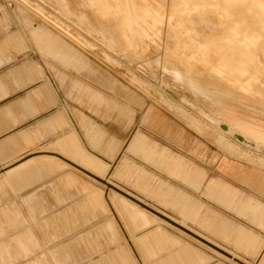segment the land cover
<instances>
[{"label":"rangeland","instance_id":"rangeland-1","mask_svg":"<svg viewBox=\"0 0 264 264\" xmlns=\"http://www.w3.org/2000/svg\"><path fill=\"white\" fill-rule=\"evenodd\" d=\"M10 1L23 10L21 14L30 15L29 20L43 22L42 28L65 48H72L78 63L80 58L86 61L79 69L66 66L42 54L33 42L63 97L76 102L78 110L95 123L105 121L106 128L119 125L125 129L123 143L109 158L107 147L112 150V139L103 134L95 144L79 124L85 143L79 138L82 147L96 157L107 156L110 166L99 174L77 161L78 173L110 176V183L103 187L121 191L148 210L155 221L213 254L239 257L242 264H261L264 228L249 214L238 213L208 195L204 185L209 177L218 178L264 203V147L258 150L225 132L252 160L232 155L218 144L219 132L214 126L219 125L211 120H224L235 127L240 118L256 126L251 129L264 132V0H117V13L115 0H107L111 6L107 17L100 14L99 3L92 0H67L72 11L69 13L62 11L58 0ZM78 12L88 17L89 27L92 25L114 42L113 48L96 31L87 32L85 25L77 26ZM55 22H63L71 33H79L86 44L73 41L57 29ZM121 27H125V36L120 34ZM173 71L179 72V79L172 76ZM73 79L91 87L94 100L83 89L69 95ZM169 103L205 121L204 129H197ZM149 107L152 115L144 123ZM136 131L142 132L141 143L137 140L132 147L141 154L128 149ZM165 147L184 164L205 173L199 188L174 175L173 159ZM117 169L122 178L116 174ZM252 205L261 206L257 200ZM222 225L250 229L259 236V249L245 251L238 247L223 236V232L233 233V229L225 230Z\"/></svg>","mask_w":264,"mask_h":264},{"label":"crops","instance_id":"crops-1","mask_svg":"<svg viewBox=\"0 0 264 264\" xmlns=\"http://www.w3.org/2000/svg\"><path fill=\"white\" fill-rule=\"evenodd\" d=\"M92 1L99 3L102 16L110 15L107 0ZM58 4L72 12L67 0H58ZM22 11L14 2L0 0V264H242L239 257L213 254L155 221L148 210L121 191L106 189L103 184L110 183V176L78 173L80 161L104 174L109 158L123 143L125 129L119 125L106 128L105 121L95 123L78 110L76 102L63 97L33 42L42 54L66 66L79 69L86 61L80 58L78 63L72 48H65L42 28L43 22L33 16L29 20L31 16ZM75 17L88 25L84 13ZM120 34L125 36V27ZM67 36L78 43L74 36ZM80 89L93 99L92 88L78 79L71 81L69 95ZM150 115L151 107L142 121L146 123ZM79 124L95 144L103 134L112 139V150L107 147L109 158L96 157L82 147ZM141 134L136 131L130 138V151L141 154L132 147L137 140L141 143ZM165 148L173 159L174 175L199 188L205 173L186 162L185 166ZM204 186L208 195L238 213L249 214L264 228L262 201L218 178L209 177ZM254 200L261 206L253 207ZM233 226H223L233 229L223 236L243 250L257 251L264 242L250 229Z\"/></svg>","mask_w":264,"mask_h":264},{"label":"bare ground","instance_id":"bare-ground-1","mask_svg":"<svg viewBox=\"0 0 264 264\" xmlns=\"http://www.w3.org/2000/svg\"><path fill=\"white\" fill-rule=\"evenodd\" d=\"M100 2V1H99ZM101 2H102V0H101ZM253 3V2H252ZM251 3V4H252ZM35 4V3H34ZM102 5H103V3H102ZM248 5H250V4H248ZM32 6H34V5H32ZM60 6V5H59ZM104 6H106V5H104ZM35 7V6H34ZM54 7V6H53ZM61 7V6H60ZM107 7V6H106ZM28 8V7H27ZM111 8V7H110ZM117 8V7H116ZM62 9V8H61ZM107 9V8H106ZM31 10V9H30ZM41 11H42V9H40ZM102 10V9H101ZM108 10V9H107ZM32 11V10H31ZM59 11V10H58ZM62 11H64V12H67V11H65V10H63L62 9ZM103 11V10H102ZM33 12H35V11H33ZM56 12V11H55ZM117 12V11H116ZM37 13H40V12H37ZM68 13V12H67ZM103 14H104V11L102 12ZM105 13H107V12H105ZM35 14V13H34ZM44 14H46V13H44ZM100 14H101V12H100ZM103 14H101V15H103ZM108 14V13H107ZM49 15V14H48ZM60 14H58V16H59ZM43 16V15H42ZM50 16V15H49ZM53 17V16H52ZM60 17V16H59ZM63 17V16H62ZM107 17V16H106ZM49 18H51V17H49ZM65 18V17H64ZM67 18V17H66ZM65 18V19H66ZM47 19V18H46ZM55 19V18H54ZM53 19V20H54ZM49 20L47 19V21L46 22H48ZM76 23H77V26L79 27V28H83V26L85 25V30L87 31V32H90L91 30L92 31H96L97 33H99L100 35H101V37H102V39L105 41V44L106 45H108L110 48H113V45H114V42L112 41V40H109V39H106L105 37H104V35L102 34V32H100L99 30H97V29H95L94 27H89L88 25H86V24H84L80 19H78V18H76ZM50 22V21H49ZM58 22H59V20H58ZM58 22H55V25H56V27H57V29H59V31H61L62 33H64L65 35H70V36H74L75 38H74V40H76L78 43H81V44H86V41L85 40H83L82 38H81V35H79V33H77V35H76V33H74L75 35H73L69 30L70 29H68L69 27H65V25L63 24V22L62 23H58ZM53 24V23H52ZM83 31V30H82ZM87 34V33H86ZM124 36V35H123ZM192 43L194 44V45H196V43L194 42V41H192ZM102 44V43H101ZM85 46V45H84ZM199 46H201L200 44H199ZM115 51V50H114ZM116 54H118L117 52H115ZM114 53V54H115ZM124 53H126V52H124ZM118 57H120V56H118ZM121 59H123V57H120ZM119 59V58H118ZM124 60V59H123ZM160 63V62H159ZM177 71V70H176ZM129 73V72H128ZM179 73V72H178ZM178 73L177 72H171V74H172V76L173 77H175L176 79H179V75H178ZM129 75H130V73H129ZM133 76V75H132ZM130 78H131V76H129ZM190 78V77H189ZM249 77H245V79H248ZM133 80H134V78H132ZM138 79H139V77H138ZM187 79V78H186ZM193 79V78H192ZM190 81V80H189ZM177 82V81H176ZM192 82V81H191ZM188 83V82H187ZM195 83V82H194ZM189 84V83H188ZM187 84V85H188ZM193 84V83H192ZM200 84V83H199ZM140 85V84H139ZM141 85H142V83H141ZM186 85V84H185ZM144 86V85H143ZM190 86H191V84H190ZM192 86H194V85H192ZM142 87V86H141ZM166 87V86H165ZM195 87H197L196 85H195ZM149 88V87H148ZM196 90V89H195ZM248 90V89H247ZM249 92V91H248ZM250 92H251V90H250ZM162 97V96H161ZM162 99H163V97H162ZM169 100V99H168ZM167 100V102H169ZM162 101V100H161ZM195 102V101H194ZM178 103V102H177ZM170 104V103H169ZM180 104V103H179ZM197 104V103H196ZM171 105V104H170ZM171 108L172 109H175V111H177L179 114H181L183 117H186V118H188V120L190 121V122H192L193 123V125L197 128V129H204L203 128V126L205 125V121L202 123V121H200L199 119H197V118H194V117H192V116H190V114H188L186 111H184V109H183V107H181V106H179L178 104L177 105H175L174 103L171 105ZM226 111H227V109H225ZM215 114V113H214ZM226 114H231V115H233V113L232 112H228V113H226ZM218 118V117H217ZM220 118V117H219ZM234 118V117H233ZM238 119V123H237V125L235 126V127H233L232 125H230V124H228L227 122H225L223 119V123L222 122H219V121H216L215 119H212L211 118V120L212 121H214L215 123H217V125H219V128H217L216 126H214V128L215 129H217V131L219 132V138H218V140H217V142H219L218 144H220L221 145V147H226V149L225 150H229L230 152H231V154L233 155V154H236V156L238 155L239 157H245V159H247L246 161H250V159H251V157L250 156H248V154H246L245 152H243V151H241L240 150V148H239V146H240V144H238V143H233V141L229 138V136H227L226 134H225V132H227V133H229V134H235V135H237V137H238V139H239V141L240 142H242V143H245V144H248L249 146H251V147H253V148H256V149H261V148H263L264 147V132H261V131H257V130H254V129H251L250 128V126H255L253 123H251V122H248V121H244L243 119H240V118H237ZM207 122V121H206ZM207 125H209V124H207ZM211 125V124H210ZM212 127H213V125H212ZM256 127V126H255ZM207 132V131H206ZM242 147V146H241ZM243 148V147H242ZM250 151V150H249ZM229 154V153H228ZM252 154V153H251ZM235 156V157H236ZM256 157H258V156H256ZM241 159V158H240ZM244 160V159H243ZM252 160V159H251ZM258 160V159H257ZM255 162H256V160H255ZM260 162V161H259ZM226 164L227 163H224V166H226ZM261 164V163H260ZM259 163H258V165L259 166H261ZM223 165V164H222Z\"/></svg>","mask_w":264,"mask_h":264}]
</instances>
